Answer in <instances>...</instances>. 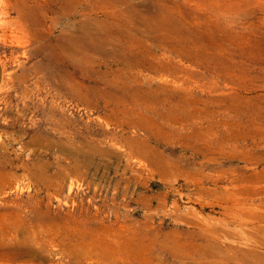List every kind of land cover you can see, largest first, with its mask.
Listing matches in <instances>:
<instances>
[{
	"label": "rangeland",
	"instance_id": "1",
	"mask_svg": "<svg viewBox=\"0 0 264 264\" xmlns=\"http://www.w3.org/2000/svg\"><path fill=\"white\" fill-rule=\"evenodd\" d=\"M66 2L0 0V264H246L254 247L264 256V141L220 128L167 139L62 96L43 63L92 6ZM165 3L176 18L212 23L222 42L244 33L248 52L264 57V0ZM257 84L247 95H264V77Z\"/></svg>",
	"mask_w": 264,
	"mask_h": 264
},
{
	"label": "bare ground",
	"instance_id": "2",
	"mask_svg": "<svg viewBox=\"0 0 264 264\" xmlns=\"http://www.w3.org/2000/svg\"><path fill=\"white\" fill-rule=\"evenodd\" d=\"M83 1L67 0L65 11ZM91 1L81 24L68 26L43 63L62 96L103 104L108 118H126L167 139L190 130L204 138L220 128L232 141H264V95H247L264 77V57L248 52L244 33L222 42L212 23L190 12L188 20L176 18L166 0L159 6L142 0ZM205 6L223 8L213 2ZM98 8L105 17L97 16ZM167 51L180 58H170ZM218 115L225 118L215 119ZM256 230L264 235V227ZM257 242L264 244V236ZM260 253L248 249L246 264H264Z\"/></svg>",
	"mask_w": 264,
	"mask_h": 264
},
{
	"label": "crops",
	"instance_id": "3",
	"mask_svg": "<svg viewBox=\"0 0 264 264\" xmlns=\"http://www.w3.org/2000/svg\"><path fill=\"white\" fill-rule=\"evenodd\" d=\"M4 76H5V66H4V63H3L2 58L0 56V87L3 83Z\"/></svg>",
	"mask_w": 264,
	"mask_h": 264
}]
</instances>
